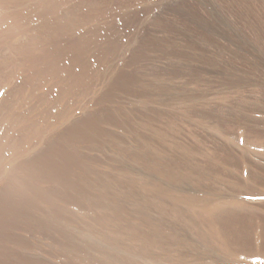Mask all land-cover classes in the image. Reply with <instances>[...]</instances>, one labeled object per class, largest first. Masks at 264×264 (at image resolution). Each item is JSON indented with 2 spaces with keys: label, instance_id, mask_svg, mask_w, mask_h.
<instances>
[{
  "label": "rangeland",
  "instance_id": "obj_1",
  "mask_svg": "<svg viewBox=\"0 0 264 264\" xmlns=\"http://www.w3.org/2000/svg\"><path fill=\"white\" fill-rule=\"evenodd\" d=\"M261 10L259 0H0V264L218 261L222 255L180 226L148 236L144 222L173 219L168 191L150 189L165 187L170 175L176 194L217 198L244 190L250 174L261 177L257 165L264 158L248 153L243 162L224 142L231 134L264 141ZM73 37L79 63L61 51ZM115 40L125 45L112 54ZM148 43V51L140 47ZM123 66L139 88L127 82L110 103L99 100L112 72ZM77 68L79 76L69 78ZM96 72L103 78L86 88ZM91 116L101 123L90 124ZM88 118V139H94L82 141L74 131L73 144L83 155L62 169L63 150L55 151V143L64 144V128ZM75 167L91 175L85 172L88 182L69 192L61 181L66 170L76 174Z\"/></svg>",
  "mask_w": 264,
  "mask_h": 264
},
{
  "label": "bare ground",
  "instance_id": "obj_2",
  "mask_svg": "<svg viewBox=\"0 0 264 264\" xmlns=\"http://www.w3.org/2000/svg\"><path fill=\"white\" fill-rule=\"evenodd\" d=\"M3 1V0H2ZM261 1V7H262V10L264 11V0H259V2ZM8 3V2H7ZM23 3V2H22ZM42 3V2H41ZM45 3V2H44ZM39 4V3H38ZM54 4V3H53ZM11 5V4H10ZM9 5V6H10ZM18 5V4H17ZM16 5V7H17ZM23 5V4H22ZM41 5V4H40ZM49 5V4H48ZM5 6V5H4ZM31 6H34V5H31ZM28 7V6H27ZM20 8V6H19ZM18 8V9H19ZM25 8V7H23ZM251 8V7H250ZM13 9V8H12ZM261 9V8H260ZM8 10V9H7ZM22 10V9H21ZM20 10V12H21ZM261 10V11H262ZM5 11V10H4ZM29 11V10H28ZM34 11V10H33ZM257 11V10H256ZM255 11V12H256ZM19 12V11H18ZM27 12V11H26ZM31 12V11H30ZM254 12V11H253ZM252 12V13H253ZM23 13V11H22ZM251 13V12H250ZM24 14V13H23ZM122 14V13H121ZM128 14V13H126ZM264 14V13H263ZM123 15V14H122ZM262 15V14H261ZM127 16V15H126ZM125 16V17H126ZM29 17V16H28ZM263 17V16H262ZM19 18V17H18ZM33 19V18H32ZM263 20V19H262ZM20 21V20H19ZM18 21V22H19ZM260 21H261V16H260ZM263 24V22H261ZM26 28V27H25ZM49 28V27H48ZM101 29V28H100ZM103 29V28H102ZM106 30V29H105ZM57 31V30H56ZM96 31V30H95ZM94 31V33H96ZM263 31V30H262ZM100 33V31H97ZM264 33V32H263ZM58 35V34H57ZM97 35V33H96ZM60 36V35H59ZM74 36V35H73ZM50 37V36H49ZM126 37V36H125ZM48 38V37H47ZM74 38V37H73ZM147 38V37H146ZM39 39V38H38ZM47 40V39H46ZM50 40V39H49ZM53 40V39H52ZM59 40V39H58ZM75 40V38L73 39ZM71 39H68L67 40V43L65 44V47L64 48H61L66 55L69 56V58L71 59V61H77L79 63V56H80V52L78 51L77 49V42L78 40H75L73 41ZM82 40V39H81ZM155 40V39H154ZM157 40V39H156ZM54 41V40H53ZM148 41V40H146ZM145 41V42H146ZM38 42V41H37ZM55 42V41H54ZM127 42V40H126ZM144 42V43H145ZM157 43V42H155ZM154 43L153 40L150 41V44L152 46H155L156 44ZM55 44V43H54ZM149 43L148 44H143V46H140V47H144L142 49H146L147 50V45H150ZM155 44V45H154ZM167 44V43H166ZM59 45V43H58ZM57 44L55 46H58ZM62 45V44H61ZM111 45V53L112 54H115V51L119 50V48H121V46L123 47L125 45V43L123 41H120V40H115L114 42H112L111 44H109V46ZM160 45V44H159ZM158 45V46H159ZM165 45V44H164ZM169 45V44H168ZM50 46V44H49ZM128 47V46H127ZM157 47V45L155 46ZM154 47V48H155ZM59 48V47H58ZM57 48V49H58ZM150 48V47H149ZM153 48V47H152ZM151 48V49H152ZM153 48V49H154ZM56 49V50H57ZM140 49V48H139ZM141 49V50H142ZM175 49V48H174ZM39 50V49H38ZM53 50V51H52ZM134 50V48H133ZM140 50V51H141ZM143 50V51H144ZM145 50V51H146ZM162 50V49H161ZM165 50H166V47H165ZM170 50V49H169ZM51 53L53 52H56L55 51V48L53 47L51 49ZM137 51V49H136ZM148 51V50H147ZM155 51V50H154ZM158 51V50H157ZM163 51V50H162ZM168 52V50H166ZM142 52V51H141ZM151 52V51H150ZM160 52V51H159ZM38 53V52H37ZM48 53V52H47ZM82 53V52H81ZM145 54V52H143ZM170 54H173L172 50L169 51ZM180 53V52H179ZM186 53V52H185ZM42 54V53H41ZM63 54V53H62ZM136 54V53H135ZM138 54V52H137ZM142 54V53H141ZM39 55V54H38ZM47 55V54H46ZM52 55V54H51ZM55 55V54H54ZM41 56V55H40ZM138 56L140 57V52L138 54ZM143 56V55H142ZM185 56V55H184ZM46 57V56H45ZM85 57V56H84ZM38 59V57H36ZM47 58V57H46ZM74 58V60L72 59ZM82 58V57H81ZM134 58V57H133ZM58 59V58H57ZM60 59V58H59ZM66 59V58H65ZM68 59V58H67ZM85 60V58H83ZM99 59H103V55L102 56H99L98 57V60ZM109 59V58H108ZM45 60V58H44ZM47 60V59H46ZM63 60V59H62ZM48 61V60H47ZM81 61V60H80ZM141 61V60H140ZM38 62V61H37ZM36 62V63H37ZM45 62V61H44ZM60 62V61H59ZM85 62V61H84ZM48 63V62H47ZM45 62V64H47ZM52 63V62H51ZM58 63V62H57ZM81 63V62H80ZM85 63H88L87 61ZM134 63V62H133ZM60 64V63H59ZM82 64V63H81ZM141 64V63H140ZM41 65H44V64H41ZM58 65V64H56ZM55 65V67H56ZM137 65V64H136ZM40 66V65H39ZM73 66V65H72ZM71 66V67H72ZM76 66V65H75ZM85 66V65H84ZM41 67V66H40ZM47 67V66H45ZM45 67H42V68H45ZM70 67V68H71ZM79 67V65H78ZM81 67V66H80ZM58 68V67H57ZM93 68V67H92ZM54 69V68H52ZM61 69V68H60ZM66 69V68H65ZM68 69V68H67ZM66 69V71H68ZM81 69V68H80ZM78 68L77 69H74V70H70L72 73H70L68 76H70L69 78H73V77H77L79 76V72H78ZM85 70V69H84ZM93 71V69H91ZM38 71V70H37ZM41 71V70H40ZM62 71V70H61ZM80 71V70H79ZM87 71V70H86ZM126 70L124 69V66L117 70L116 72H112L113 75L110 76L111 78L109 79L108 81V90L109 91H105L106 94H102V96L99 97V100L100 99H105L106 100V103L108 101V103L111 102V100L114 98V96L117 95V91H122V93L124 92L123 90L127 89L126 87L128 86L129 83L127 82H130L133 90H136L137 87L139 88V86L141 85V83L136 80V78H133L134 76H132V74L129 76H127V72H125ZM140 71V70H139ZM39 72V71H38ZM46 72V71H45ZM48 72V70H47ZM52 72V71H51ZM84 72V71H83ZM81 72V73H83ZM40 74H42L41 72H39ZM56 73V72H55ZM134 73V72H133ZM46 74V73H45ZM44 74V75H45ZM52 74V73H51ZM50 74V75H51ZM129 74V73H128ZM135 74V73H134ZM89 75V74H88ZM46 76V75H45ZM48 76H49V73H48ZM84 76H86L84 74ZM102 76L101 73H94V75L91 77L90 80H88L86 82V88H91L93 87V80L94 79H99L100 77ZM82 76H80L81 78ZM51 78V77H50ZM83 78V77H82ZM103 78V76L101 77ZM79 79V78H78ZM84 79V78H83ZM86 79V78H85ZM62 80V79H61ZM60 80V81H61ZM68 81V80H67ZM78 81V80H77ZM86 81V80H84ZM143 81V80H142ZM141 81V82H142ZM79 82V81H78ZM77 82V83H78ZM81 82V81H80ZM83 82V81H82ZM69 83V82H68ZM72 85V83H70ZM82 85V84H81ZM130 87V84L129 86ZM85 89V88H84ZM94 89V88H93ZM131 90V89H130ZM140 90V89H139ZM117 93H116V92ZM132 91V90H131ZM134 93V91H132ZM113 96V94H115ZM121 93V92H119ZM118 93V94H119ZM125 93V92H124ZM117 97V96H116ZM115 97V98H116ZM120 100V99H119ZM115 101V100H114ZM105 102V101H104ZM113 102V101H112ZM107 105L109 104H106V108L107 109ZM122 105V104H121ZM123 107H117L116 108V113H121V112H124V110L122 109ZM110 109V108H109ZM104 110V108H103ZM115 110V109H114ZM111 111V110H110ZM126 111V110H125ZM113 112V111H112ZM127 112V111H126ZM99 113V112H98ZM103 113V111H102ZM106 113V112H105ZM109 113V112H108ZM130 113V112H129ZM111 114V113H110ZM95 115V114H94ZM102 115V114H100ZM105 115V114H104ZM114 115H115V111H114ZM113 115V117H114ZM124 115L125 112H124ZM93 116V115H92ZM89 117L90 119H92L93 117ZM116 116V115H115ZM127 116V115H126ZM125 116V117H126ZM130 116V115H129ZM128 116V117H129ZM107 117L109 116H106V119ZM89 118L88 119H81V120H78V121H75L73 122L71 125L67 126L66 128H64V130L62 131L63 135H64V141L62 143L64 144H57L55 143L53 149L55 148L56 150L55 151H58V150H63L62 151V154H63V162L61 163V165L63 166L62 169H64V167H67L69 166V163H71V157L74 156L75 159L76 157H80V154L79 151L77 150L75 144H73L74 142V139L71 138V136L75 137L76 133L78 135L79 133V137L78 138H83L82 141H88L91 136L89 137V134L91 132V130H89L90 132L87 133V129H89ZM95 118H97V116H95ZM115 118V117H114ZM112 118V120L114 119ZM110 119V118H109ZM118 119V118H117ZM104 120V119H103ZM92 123L90 124H97L95 122H98L95 120L94 122V118L91 120ZM106 121V120H105ZM104 121V122H105ZM112 122V121H110ZM109 122V123H110ZM101 123V121H100ZM98 122V124H100ZM103 123V122H102ZM102 125V124H101ZM101 125H98L99 127ZM106 125V124H105ZM97 126V127H98ZM104 126V124H103ZM102 126V127H103ZM91 127V126H90ZM96 127V126H95ZM98 127V128H99ZM101 127V128H102ZM142 127V126H141ZM94 128V127H92ZM101 128L97 129L98 130H102ZM105 128V126H104ZM170 128V127H169ZM63 129V128H62ZM94 130L93 133H95L96 131ZM76 133H75V132ZM106 131V130H105ZM138 131V130H137ZM262 131V130H261ZM99 132H102L103 134V131H99ZM98 132V134H99ZM167 132V131H166ZM259 132V131H258ZM263 132V131H262ZM74 133V134H73ZM107 133V132H105ZM137 133V132H136ZM231 133V132H230ZM264 133V132H263ZM97 134V135H98ZM101 134V133H100ZM260 134V133H259ZM92 135V134H91ZM107 135V134H106ZM105 135V137H106ZM111 135V134H110ZM232 135V134H231ZM231 135L229 136H226L224 137V142H225V146L228 148V149H231V151L234 152H238L239 153V159L241 161H245V157L248 155V153H255L259 158L263 159L264 158V141H260V142H253V141H250V140H240L238 141L235 140L234 137H232ZM89 137V139H88ZM77 138V139H78ZM80 138V139H81ZM55 139V138H54ZM76 139V141H77ZM94 139V138H93ZM92 139V140H93ZM92 140H89L88 142L92 141ZM99 140V138H98ZM97 140V141H98ZM106 140V139H105ZM95 142V141H94ZM108 143V142H107ZM87 144V143H86ZM98 144H99V141H98ZM77 145V144H76ZM80 145V144H79ZM96 145V144H95ZM100 146L102 144H99ZM111 145V144H110ZM111 146L114 147V145L112 144ZM52 147V146H51ZM50 147V148H51ZM94 147V146H93ZM98 147V146H97ZM96 147V148H97ZM81 148V147H80ZM184 151H186V148L185 147H182ZM226 148V149H227ZM82 149V148H81ZM87 149V148H86ZM101 149V148H100ZM123 150V149H122ZM236 150V151H235ZM85 151V150H83ZM125 151V150H124ZM228 151V150H226ZM230 151V150H229ZM51 152V151H50ZM86 152V151H85ZM128 152V151H127ZM189 152V151H188ZM228 153V152H227ZM85 154V153H84ZM83 155V154H82ZM88 155V154H87ZM129 155V154H128ZM142 155V154H141ZM228 155V154H227ZM230 155V154H229ZM238 155V154H237ZM50 156V155H49ZM111 156V155H110ZM84 157V156H83ZM82 157V159H83ZM91 157V156H90ZM126 157V156H125ZM129 157V156H128ZM127 157V158H128ZM230 157V156H229ZM89 158V157H87ZM93 158V157H92ZM155 158V157H154ZM74 159V160H75ZM96 159V158H95ZM159 159V158H158ZM81 160V159H79ZM85 160V159H84ZM82 161L83 164L85 161ZM77 161V160H76ZM75 161V162H76ZM87 161V160H86ZM100 161V160H99ZM113 161V160H112ZM131 161V160H130ZM140 161V160H139ZM37 162V161H35ZM74 162V163H75ZM90 162V161H89ZM78 163V162H77ZM81 163V161H80ZM87 163V162H86ZM93 163V162H92ZM36 164V163H35ZM41 164V162H40ZM39 164V165H40ZM59 163H54L53 166L55 167V169L57 168L58 170L60 169L59 166H58ZM76 164V163H75ZM83 164H80L82 166H84ZM89 164V163H88ZM94 164L96 165L97 163L94 162ZM100 164V163H99ZM158 164V162H157ZM242 164V163H241ZM60 165V166H61ZM73 165V163H72ZM94 165V167H95ZM151 165V164H150ZM154 165V164H153ZM171 165V164H170ZM77 166V164H76ZM79 166V165H78ZM98 166V164H97ZM156 166V164H155ZM163 166V165H162ZM42 167V166H41ZM246 167V166H245ZM76 169L78 167H75ZM74 168V169H75ZM80 168H83L80 166ZM157 168V167H156ZM34 169V168H33ZM67 169H69V167H67ZM75 169V171H76ZM85 169V168H83ZM89 169V167H88ZM95 168H93L94 170ZM150 170H152L153 172L155 171L156 172V169L154 170V167L150 166L149 167ZM158 169V168H157ZM245 169V168H244ZM257 169L259 170V175H261V177H257L256 175L254 174H250V175H253L250 180V182H248L247 184H245L244 186V190H243V187H242V190L241 188L237 189V192L235 195H227V196H224L223 198H221V196L219 198H217L215 196L214 193H212V195H205V196H202V194L198 195V194H191V193H177L174 192L175 191V188L169 186V184L171 182H173L175 180V176H169L168 178V183L165 184L166 186H161V185H156L154 186V188H150L153 190V193H159L160 191H168L167 195H168V198L170 199L171 201V212L173 213V219L171 218V222H169L168 224L163 222V221H151V220H146L145 219V222L144 224L145 225H148L149 227V230H147L148 232H146L149 236V234H164V233H167L166 232V227L167 225L170 227L169 229H171V226H180L182 229H185L186 231H189V235L190 233H192L191 235L194 236L195 235V240L197 243H202V244H205V246H207L208 250L210 251V249L213 251H216L219 256V259L218 261L216 260L214 263H205V264H264V165H260L258 164L257 165ZM35 170V169H34ZM58 170H57V173H58ZM78 170V169H77ZM168 170V169H167ZM250 170V169H248ZM257 170V171H258ZM60 171V170H59ZM89 171V170H88ZM91 171V170H90ZM89 171V172H90ZM124 171V170H123ZM131 171V170H130ZM161 171V169H160ZM65 172V170L63 171ZM86 172V170H85ZM85 172H83V170L76 172V174H69L66 170L65 174H64V177L62 179V184H65L66 187H68L67 189L69 190L71 187H74V188H81V186L83 187V183L84 182H88V177L87 179L84 178L86 174H84ZM89 172H86L87 175ZM98 172V170L96 171ZM154 172V173H155ZM163 172V171H162ZM242 172V171H241ZM240 172V173H241ZM248 171L245 169L241 175L242 177H244L243 175L246 174ZM53 174H55V170L52 171ZM61 173V172H60ZM75 173V172H73ZM105 173V172H103ZM108 173V172H107ZM158 173V171H157ZM160 173V172H159ZM158 173V175H159ZM166 174V172H163ZM62 174V173H61ZM68 174V175H67ZM93 174V173H92ZM97 174V173H96ZM128 174V173H127ZM130 174V173H129ZM164 174V176H165ZM248 174V173H247ZM56 175V174H55ZM91 175V172L90 174ZM88 175V176H89ZM95 175V174H94ZM104 175V174H103ZM163 175V174H161ZM237 175V174H236ZM97 176H100L99 174ZM102 176V174H101ZM110 176V175H109ZM108 176V178H109ZM48 177V176H47ZM103 177V176H102ZM107 177V175H106ZM90 178V177H89ZM94 178V177H93ZM99 178V177H98ZM97 178V179H98ZM105 178V177H104ZM27 179V178H26ZM55 179V178H54ZM56 179L59 180V176L58 178L56 177ZM100 179V178H99ZM166 179V177H165ZM259 179V182L257 181ZM48 180V179H47ZM50 180V179H49ZM92 180V178H91ZM123 180V179H122ZM133 180V179H132ZM39 181V180H38ZM99 181V180H98ZM134 181V180H133ZM137 181V180H136ZM141 181V180H140ZM249 181V180H248ZM45 182V181H44ZM47 182V181H46ZM92 182V181H91ZM149 182V181H148ZM147 182V183H148ZM166 182V180H165ZM262 184H261V183ZM23 183V182H22ZM36 183V182H35ZM50 183V182H49ZM48 183V184H49ZM98 183V182H96ZM100 183V181H99ZM257 183H260L261 186H263L262 188L261 187H257ZM47 184V186H48ZM87 184V183H86ZM90 184V183H89ZM92 184V183H91ZM94 184V183H93ZM132 184V183H131ZM136 184V182H135ZM145 184V183H143ZM150 184V183H149ZM31 185V183H30ZM51 185V184H50ZM137 185V184H136ZM154 185V184H153ZM244 185V184H243ZM20 186V185H19ZM64 186V185H63ZM88 186V185H86ZM85 186V187H86ZM98 187V185H96ZM174 186V185H173ZM233 186V185H232ZM238 186V185H237ZM240 186V185H239ZM242 186V185H241ZM65 187V188H66ZM85 187L83 189H85ZM92 187V185L90 186ZM96 187V188H97ZM144 187V186H143ZM149 187V186H148ZM73 190H76L74 189ZM78 188V189H79ZM88 188V187H87ZM95 188V189H96ZM181 188V187H180ZM180 188H177L176 191L178 192H182V189ZM236 188V187H235ZM16 189V188H15ZM34 189V188H33ZM47 189V188H46ZM63 189V188H62ZM66 190V189H65ZM80 190V189H79ZM89 190V189H88ZM16 191V190H15ZM50 191V190H49ZM82 191V190H81ZM87 191V189H85L83 192ZM93 191V189H92ZM91 191V192H92ZM151 191V190H150ZM19 192V191H18ZM31 192V191H30ZM37 192V191H36ZM54 192V191H53ZM57 192V191H56ZM70 192V190H69ZM74 192V191H72ZM78 193V190L76 191ZM82 192V193H83ZM28 193V192H27ZM32 193V192H31ZM68 193V192H67ZM41 194V193H40ZM47 194H50V193H47ZM79 194V193H78ZM25 195V194H24ZM52 195V194H51ZM54 195V193H53ZM66 195V194H65ZM69 195V194H68ZM73 195V194H72ZM71 195V196H72ZM77 195V194H76ZM15 197V194L13 195ZM34 196V194H33ZM13 197V198H14ZM36 197V195H35ZM68 197V196H67ZM106 197V196H105ZM9 198V197H8ZM50 198V197H49ZM70 198V197H69ZM68 198V199H69ZM85 198V197H84ZM221 198V199H220ZM15 199V198H14ZM18 199V198H17ZM57 199V198H56ZM13 200V199H12ZM21 200V199H20ZM65 200V199H64ZM70 200V199H69ZM23 201V200H22ZM30 201V200H29ZM50 202V201H48ZM72 202V201H71ZM18 204V203H17ZM100 205V204H99ZM28 206V205H27ZM34 206V205H33ZM95 206V205H94ZM12 208V207H11ZM28 208V207H27ZM108 208V207H107ZM8 209V208H7ZM15 209V208H14ZM99 209V208H98ZM26 210V209H24ZM45 210V209H44ZM168 210V209H167ZM102 211V210H101ZM14 212V211H13ZM40 212V211H38ZM10 213V212H9ZM19 213V212H18ZM167 213V212H166ZM10 215V214H9ZM16 216V215H15ZM14 218V217H13ZM13 220V219H12ZM15 221V220H14ZM168 222V221H167ZM2 224V223H1ZM174 229V228H173ZM171 232V231H169ZM174 232V230H173ZM172 232V233H173ZM188 233V232H187ZM194 234V235H193ZM147 236V237H148ZM194 238V237H193ZM186 239V238H185ZM184 240V239H183ZM194 240V241H195ZM195 242V243H196ZM188 243V242H186ZM184 244V243H183ZM192 245V244H191ZM194 247V246H193ZM192 247V248H193ZM5 250V249H4ZM1 252V251H0ZM2 253V252H1ZM7 254V253H6ZM5 254V255H6ZM3 256H4V253H3ZM2 257V256H1ZM5 259H7L5 257ZM132 260V259H131ZM6 261V260H5ZM96 261V260H95ZM99 261V260H98ZM138 261V260H137ZM136 262V261H135ZM140 264V263H139ZM143 264V263H142ZM180 264H187L185 262H182ZM192 264H203V263H192Z\"/></svg>",
  "mask_w": 264,
  "mask_h": 264
}]
</instances>
